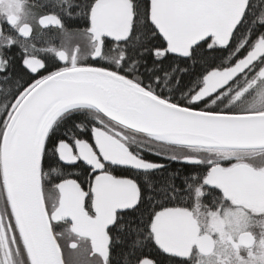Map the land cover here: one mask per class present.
Wrapping results in <instances>:
<instances>
[{
	"label": "snow or ice",
	"instance_id": "snow-or-ice-1",
	"mask_svg": "<svg viewBox=\"0 0 264 264\" xmlns=\"http://www.w3.org/2000/svg\"><path fill=\"white\" fill-rule=\"evenodd\" d=\"M82 243L264 264V0H0V264Z\"/></svg>",
	"mask_w": 264,
	"mask_h": 264
},
{
	"label": "flooded vegetation",
	"instance_id": "flooded-vegetation-1",
	"mask_svg": "<svg viewBox=\"0 0 264 264\" xmlns=\"http://www.w3.org/2000/svg\"><path fill=\"white\" fill-rule=\"evenodd\" d=\"M57 46H59L60 45V40H59V44H56ZM89 62H91V61H89ZM147 155V154H146ZM149 158H153V157H149ZM177 165H185V164H182V163H177ZM185 166H188V165H185ZM189 167V166H188ZM52 195H53V197H55V196H57L58 195V193L53 189L52 190ZM208 199L210 200L211 199V197H208ZM84 247H86V243H82V245H81V249H78V254L76 255L75 253H72V254H67V252H66V246H65V249H64V255H65V259L67 260V264H75V261H76V259L81 255V252H82V249L84 248ZM69 250H71V249H69ZM73 251H75V250H73Z\"/></svg>",
	"mask_w": 264,
	"mask_h": 264
},
{
	"label": "trees",
	"instance_id": "trees-1",
	"mask_svg": "<svg viewBox=\"0 0 264 264\" xmlns=\"http://www.w3.org/2000/svg\"><path fill=\"white\" fill-rule=\"evenodd\" d=\"M68 23H69V26H75L72 21H68ZM48 36L52 38V42L54 44H59V38L56 37L55 30H48ZM165 163H169L171 169L180 170L181 172H183V171H185L186 169L189 168L188 166L177 165V163H173V162H169V161H165ZM165 171L167 172L168 169H166ZM177 183H179V180L177 181Z\"/></svg>",
	"mask_w": 264,
	"mask_h": 264
},
{
	"label": "rangeland",
	"instance_id": "rangeland-1",
	"mask_svg": "<svg viewBox=\"0 0 264 264\" xmlns=\"http://www.w3.org/2000/svg\"><path fill=\"white\" fill-rule=\"evenodd\" d=\"M66 252H67L68 255L72 254V253H75L77 255L79 251H78V249L73 251V250H69L68 248H66Z\"/></svg>",
	"mask_w": 264,
	"mask_h": 264
}]
</instances>
